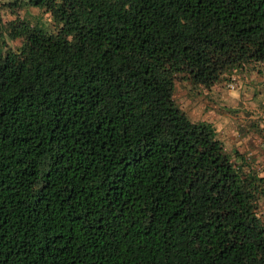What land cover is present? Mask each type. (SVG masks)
I'll return each mask as SVG.
<instances>
[{
    "label": "trees",
    "instance_id": "16d2710c",
    "mask_svg": "<svg viewBox=\"0 0 264 264\" xmlns=\"http://www.w3.org/2000/svg\"><path fill=\"white\" fill-rule=\"evenodd\" d=\"M29 2L51 31L0 22V264H264V176L173 98L264 66V0Z\"/></svg>",
    "mask_w": 264,
    "mask_h": 264
},
{
    "label": "rangeland",
    "instance_id": "374dc122",
    "mask_svg": "<svg viewBox=\"0 0 264 264\" xmlns=\"http://www.w3.org/2000/svg\"><path fill=\"white\" fill-rule=\"evenodd\" d=\"M10 2L18 6L0 7L1 23L13 17L11 9L45 32L52 30L49 15L41 8L31 5L29 0H0V4ZM2 39L10 48L19 44L18 39L10 40L5 34ZM244 68L208 88L176 80L173 98L190 121H202L213 127L215 138L232 162L242 161L243 167L264 176V66ZM259 211L264 217L262 200Z\"/></svg>",
    "mask_w": 264,
    "mask_h": 264
},
{
    "label": "built area",
    "instance_id": "2783aa9c",
    "mask_svg": "<svg viewBox=\"0 0 264 264\" xmlns=\"http://www.w3.org/2000/svg\"><path fill=\"white\" fill-rule=\"evenodd\" d=\"M229 87H231V84H228ZM262 146H264V143H262Z\"/></svg>",
    "mask_w": 264,
    "mask_h": 264
},
{
    "label": "crops",
    "instance_id": "0c3cea01",
    "mask_svg": "<svg viewBox=\"0 0 264 264\" xmlns=\"http://www.w3.org/2000/svg\"><path fill=\"white\" fill-rule=\"evenodd\" d=\"M259 64H254V66L256 67V69H257V66H258Z\"/></svg>",
    "mask_w": 264,
    "mask_h": 264
}]
</instances>
